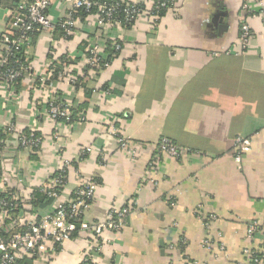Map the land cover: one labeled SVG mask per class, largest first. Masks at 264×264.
I'll return each instance as SVG.
<instances>
[{
    "label": "crops",
    "instance_id": "1",
    "mask_svg": "<svg viewBox=\"0 0 264 264\" xmlns=\"http://www.w3.org/2000/svg\"><path fill=\"white\" fill-rule=\"evenodd\" d=\"M132 1L147 9L155 2ZM12 6L0 0V35L8 30ZM242 6L243 0H177V10L154 32L147 19L111 30L109 40L124 49L111 68L84 82L91 97L84 85H56L60 95L85 105L86 121L72 125L36 115L32 105L45 93L35 80L46 74L50 48L59 56L71 51L82 64L85 45L106 55L107 33L89 17L80 18L70 44L58 31L41 33L31 51L33 77L19 93L3 85L0 94V132L15 123L44 138L36 156L17 146L16 138L6 140L9 188L19 192L25 210L39 218L52 213V200L30 203V188L52 177L64 160H80L89 147L81 168L86 177H99L89 220H104L110 208L137 202L122 230L106 234L99 264H255L247 249L264 258V234L248 235L251 223L264 221V14L258 15L264 0L251 5L254 39L236 55ZM65 11L57 1L51 16L59 20ZM111 125L129 139L135 159L120 149ZM238 137L251 140L241 164L235 161ZM162 138L179 147V158L156 159ZM146 176L156 185L143 188ZM210 215L216 219L207 228ZM207 239L210 248L203 246ZM87 241L81 235L33 264H78Z\"/></svg>",
    "mask_w": 264,
    "mask_h": 264
},
{
    "label": "built area",
    "instance_id": "2",
    "mask_svg": "<svg viewBox=\"0 0 264 264\" xmlns=\"http://www.w3.org/2000/svg\"><path fill=\"white\" fill-rule=\"evenodd\" d=\"M13 6L10 10V23L8 30L0 35V94L3 85L19 93L17 84L25 83L32 78L31 51L34 48L33 37L37 33L54 34L63 33L64 42L71 43L77 33V23L80 12L93 19L98 29L105 32L106 38L111 30L135 26L142 19L150 23V30L156 31L161 22V13H173L177 10V0H155L151 9L144 4L132 0H10ZM60 2L65 8V14L59 20H54L51 10L55 2ZM260 0H243L240 25L239 46L240 50L233 52L236 55L248 50L254 39L248 18L255 17L251 8L252 4H259ZM264 14L262 11L258 15ZM16 32V33H15ZM107 42L112 41L105 39ZM106 55L98 46H90L85 50V60L82 64L73 58L71 51L64 57L50 60L46 74L35 80L37 87L45 93L43 99L33 103L36 115L47 117L52 124L61 121H70L74 116V103L66 96L60 95L56 90L59 82H65L72 87H77V76L84 77L83 83L88 79H96L107 71L116 61V54L122 53L124 46L120 42L112 41ZM55 55L57 49H54ZM229 53V52H228ZM59 67V68H58ZM60 69V70H57ZM77 73V76L74 75ZM80 73V74H78ZM77 84V85H76ZM78 88V87H77ZM78 122L86 121V114H77ZM113 137H116L120 149L131 159L137 157V152L128 138L118 136L114 125L110 126ZM20 128L12 123L2 131L8 138H16L17 146L28 149L37 155L44 141L43 136L35 135L37 131L30 129L29 135L21 132ZM6 139V140H7ZM6 140H0V194L10 191L9 177L6 176L5 149ZM235 161L241 164L243 157L251 149V140L238 137L234 141ZM91 149L86 148V152ZM86 152L81 153L80 160H64L61 168L50 178L30 188V194L39 192L47 199L55 202V210L41 218L29 214L25 205L18 204L21 196L15 192L12 202L0 197V264H23L25 261H34L38 258H50L63 250L65 244L81 235L88 237V246L83 259L78 264H99L98 258L103 254L105 246L109 243L107 233H119L128 215L137 208V202L132 200L128 206L112 207L104 220H89V213L93 206L96 191L99 186V177H86L81 165ZM163 155L179 158V147L168 138H162L158 144L156 159ZM153 166V163L150 165ZM155 184L150 177H144L142 187ZM216 217L210 215L205 222L207 228L215 221ZM260 233L264 234V221L262 224L253 222L248 228L249 237ZM5 236L3 238L1 236ZM203 246L210 248L211 241L205 240ZM174 249V246H171ZM224 251V246L221 245ZM247 255L251 254L248 249ZM255 264H264V258H253ZM187 264H195L188 262Z\"/></svg>",
    "mask_w": 264,
    "mask_h": 264
},
{
    "label": "trees",
    "instance_id": "3",
    "mask_svg": "<svg viewBox=\"0 0 264 264\" xmlns=\"http://www.w3.org/2000/svg\"><path fill=\"white\" fill-rule=\"evenodd\" d=\"M161 15H162V18L166 15L164 12H162L161 13ZM79 17L80 18H82L83 20L84 19H86V18H88L89 16L88 15H86V14H84L83 12H80V15H79ZM16 33V32H15ZM41 33H37V34H35L34 35V37H33V41H34V43H35V41H36V39L39 37V35H40ZM57 34H60V36H62L63 35V33L59 30L58 31V33ZM60 37H58L57 39H59ZM112 42V41H111ZM119 42V41H118ZM121 43V42H120ZM107 46H110V41H108L107 42ZM83 48H85L86 49V45H85V47H83ZM108 51V50H107ZM53 52H55L54 51V48H50V50H49V58H50V60H53L54 58H56V57H64V54H62V55H58V53L55 55V53H53ZM120 55H121V53H118V54H116V58H119L120 57ZM65 56H66V54H65ZM59 68V67H58ZM57 70H60V69H57ZM74 75H76L77 76V73H74ZM83 80H84V77H81V76H77V87H80V86H83L84 85V83H83ZM22 87V82L21 81H19L18 82V84H17V88L18 89H20ZM84 87H85V95H86V97L87 98H89V97H91V91H89V90H87V88H86V86L84 85ZM108 89H106V91H107ZM84 107H85V105H81V104H75L74 103V116L71 118V120L70 121H61L60 123H65V124H69V125H72V124H76L77 122H78V118H77V114L79 113V114H81V113H85V111H83L84 110ZM21 132H24L25 134H27V135H29V133H30V129H19ZM2 132H3V134H2ZM2 132H0V140L1 141H5L6 139H7V135L6 134H4V131H2ZM35 135H37V136H42L40 133H38V132H36V134ZM6 146V145H5ZM21 148V147H20ZM34 156H36V155H34ZM38 157V156H37ZM14 193H15V191L14 190H12V189H10V191L8 192V193H6V194H0V197L1 198H4V199H6L7 201H10V202H12V199H13V195H14ZM50 201V199H47L44 195H42L41 193H39V192H34V194H33V197H32V200L30 201V203L33 205V206H42V205H44L46 202H49ZM17 205L18 204V209H20V206H21V204H20V201L19 202H15L14 203V205ZM30 214V213H29ZM1 237H3V238H6L5 236H1ZM255 257H258L259 259H262L263 258V256H261L259 253H255L254 255H253V257L252 258H255ZM23 264H32L31 263V261H25V262H23Z\"/></svg>",
    "mask_w": 264,
    "mask_h": 264
}]
</instances>
